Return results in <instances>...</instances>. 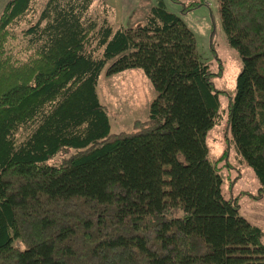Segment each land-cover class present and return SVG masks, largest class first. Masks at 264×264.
<instances>
[{"label": "trees", "instance_id": "1", "mask_svg": "<svg viewBox=\"0 0 264 264\" xmlns=\"http://www.w3.org/2000/svg\"><path fill=\"white\" fill-rule=\"evenodd\" d=\"M171 1L182 15L208 5ZM215 1L243 62L233 90L215 86L195 34L163 0L118 29L94 14L95 0H46L40 10L36 0L8 1L0 264H264V231L240 214L239 196H225L207 143L227 97L228 132L259 183L244 194L264 198V0ZM130 69L156 95L146 120L112 132L99 78Z\"/></svg>", "mask_w": 264, "mask_h": 264}, {"label": "rangeland", "instance_id": "2", "mask_svg": "<svg viewBox=\"0 0 264 264\" xmlns=\"http://www.w3.org/2000/svg\"><path fill=\"white\" fill-rule=\"evenodd\" d=\"M95 1L94 14L101 16L107 14L104 13V8L108 7L106 3L103 0ZM45 2L46 0H36L34 7L40 10ZM206 2L208 5L205 4L184 15L181 14L180 5L173 2H168V10L179 15L195 34L199 55L216 74L213 78L215 86L221 90H233L243 62L237 51L228 43L219 20L217 2L215 0H206ZM108 9L111 10V8ZM111 14L113 16L114 12L112 11ZM213 19L216 23V33L211 40L215 29ZM23 27L26 26L18 27L17 39L12 43L16 45L17 50L26 45V39L20 32ZM211 45L214 46L213 49ZM19 55L22 59L26 57L24 54ZM97 91L100 101L108 109L112 132L131 131L135 120H146L156 95L142 69H130L115 75H107L104 70L99 78ZM220 101V123L211 129L207 136L210 157L218 160V167L225 180L223 189L225 196H239L240 214L264 231V198L253 201L244 194L257 195L258 180L253 169L237 154L228 132V99L222 96ZM57 161L58 158L54 162ZM17 243L22 246L19 242Z\"/></svg>", "mask_w": 264, "mask_h": 264}, {"label": "crops", "instance_id": "3", "mask_svg": "<svg viewBox=\"0 0 264 264\" xmlns=\"http://www.w3.org/2000/svg\"><path fill=\"white\" fill-rule=\"evenodd\" d=\"M8 1L9 0H0V14ZM158 1L159 0H103L106 6H108L107 9L106 7L104 8V13H107L108 19L115 29L129 27L142 23L149 9ZM163 1L166 3L167 7L168 2H172L171 0ZM94 6L95 5H93V7ZM108 8H111V10ZM112 11L114 12L113 16L111 14Z\"/></svg>", "mask_w": 264, "mask_h": 264}]
</instances>
